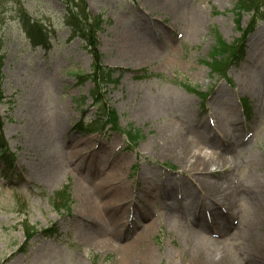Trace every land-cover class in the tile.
I'll list each match as a JSON object with an SVG mask.
<instances>
[{"label":"rangeland","instance_id":"1","mask_svg":"<svg viewBox=\"0 0 264 264\" xmlns=\"http://www.w3.org/2000/svg\"><path fill=\"white\" fill-rule=\"evenodd\" d=\"M84 1L87 12L102 19L97 33L101 66L115 69L99 95L102 108L116 115V130L102 128L104 118L91 95L96 90L85 80L93 59L81 40L69 38L60 0H0L1 138L15 156L17 174L8 183L0 173V264H124L122 251L99 248L96 242L108 238L123 245L150 224L155 228L144 241L161 255L172 254L159 256L155 264H188L208 254L247 264L244 251L252 247L264 258V208L248 190L256 178H264V22L258 20L246 38L243 59L220 78L209 68L215 34L227 43L241 38L234 7L243 0ZM22 10L50 33L47 52L30 46ZM195 10L202 12L203 24L189 36L186 16ZM252 23V15L242 14V29ZM128 36H146L150 56L127 59L121 49ZM205 124L216 132L209 143L198 136ZM171 130L184 138L185 148L199 146L227 159L226 171L210 177L235 193L229 207H222L235 226L226 236L196 233L182 213L166 220L167 186L178 190L186 205L190 192L185 186L202 176L177 161L179 149L175 156L159 154L173 148L174 143H163ZM125 134L140 138L132 145ZM159 136V143H150ZM67 186L68 211H58L55 193ZM107 199L110 204L103 206ZM97 207L103 217H97ZM120 208L125 219L118 229L114 219ZM250 226L255 241L246 232ZM32 228L34 238L25 242V231ZM50 228L60 235L39 234Z\"/></svg>","mask_w":264,"mask_h":264},{"label":"bare ground","instance_id":"2","mask_svg":"<svg viewBox=\"0 0 264 264\" xmlns=\"http://www.w3.org/2000/svg\"><path fill=\"white\" fill-rule=\"evenodd\" d=\"M161 4L164 5V3ZM186 18L188 27V31L186 33L190 36L192 33L199 31V29L201 28L203 24L202 12L200 10L192 11L186 16ZM121 51L126 55L127 59H134L131 61H142L150 56V48L146 42V36L144 38L137 37L135 39L133 38V36H128V41L125 43ZM217 131L219 130L217 129ZM212 133L216 135L214 127L212 125L210 126V124H205V126L199 129L198 136L201 140V143H209ZM161 138L162 136H159L156 141H150V143H159ZM164 138L168 141L166 142L165 140V142L163 143H174L175 145L173 144V148H168V150L166 151L163 150L161 153L158 152L161 156H175V150L179 149V154L177 153L175 156L177 161L183 164L186 168H190V173H198L202 175L200 178L194 177L193 180H191L192 185L189 183L190 186H185V190L187 192H190V194L188 195L189 202L186 205L185 203H183V196L182 199L181 196L179 197L178 190L173 189V187L170 185L167 186L164 195L170 200V203L167 207L170 214L164 215L166 220H171L170 217L175 215V213H182L183 218L190 222L193 221L196 227V229H194L196 230V233L203 235V233L209 231V234L213 232L220 236H226V232L230 228L234 229L235 226H233V223L229 221L228 214L224 215L222 213V207H229L231 201L230 199L235 197V193H233L231 190L227 192V188L217 184L216 182H212L210 180V177L211 175H216L218 173L226 171L225 169H223V167L227 165V159L214 153L206 154V152L203 151V148H200L199 146L185 148L184 138L174 135L172 130L169 133H165ZM151 145L152 144H150V146ZM184 170L185 169H182V173H185ZM52 174L53 176L58 175L59 170L54 169L52 171ZM184 175L185 174H183V176ZM101 178L102 180L108 179L107 177ZM170 181H172V179H169V182ZM177 183L178 185H181L182 181L178 180ZM248 190L249 192L254 193L253 195L259 203L258 205L263 209L264 178H256L254 180V183L251 185V187H249ZM121 192H124L123 187L121 189ZM114 196L117 197L116 194ZM85 200L87 201V198H85ZM104 202L105 203H103V206H108L110 204V199H107ZM206 206L210 208L207 216L205 213ZM192 208H194V212L191 211ZM119 210L121 211L114 219L116 222V227L118 229L123 228L122 221L123 219H125L124 208H120ZM95 213L97 217H103V214L100 213V207L96 208ZM154 228L155 225L153 224L147 225V227L144 226L133 240L123 245L112 244L108 238H106L104 241H98L96 243L97 246L102 249L111 248L112 250L117 249L122 251L124 264H155L156 258H158L159 256H165V258L169 259L171 258L172 254L168 253L165 255H161L152 247L151 244L144 241V237L149 236ZM235 229L238 230V227H236ZM246 232L253 241L256 240L257 234L254 227L250 226V228H248ZM196 233L193 236L198 240L201 238V235H198ZM111 235L112 237L118 235V230L113 232ZM193 236L191 235V239ZM221 240H223L222 237ZM217 242L221 241L219 240ZM141 246H143V250L137 251V249ZM135 251L138 253H136ZM244 253L248 256L247 264H263L264 258L262 256V252H258L257 248H249L244 251ZM188 264H232V262H230L229 258L227 257H221L216 260L208 254L203 256L197 255L196 258L190 260Z\"/></svg>","mask_w":264,"mask_h":264},{"label":"trees","instance_id":"3","mask_svg":"<svg viewBox=\"0 0 264 264\" xmlns=\"http://www.w3.org/2000/svg\"><path fill=\"white\" fill-rule=\"evenodd\" d=\"M64 7L63 19L65 25L69 28L71 37H78L86 44L89 53L92 56L93 64L91 67V73L89 78L93 81L96 92L92 94L94 101L99 103L101 98L99 97V87L100 84L111 81L113 74L112 69L101 66V54L98 51V42H97V32L100 31L102 26V19L100 16H93L87 12L86 3L84 0H60ZM252 14L253 17H262L264 18V0H243L240 1L235 6V24L237 29L242 32V36L236 42L226 43L219 35L215 36V44L211 51L212 63L209 64L211 70L215 73L224 75L226 69V62L234 63L241 59L244 50V42L246 36L251 32L252 27H249L247 30L240 29V20L242 13ZM20 22L22 29L27 36L29 42L33 47L41 46L47 48L48 46V33L40 21L33 20L22 10L20 15ZM252 26V25H250ZM2 68V57L0 56V104L3 102V91L1 88L3 75L1 73ZM103 111L105 109H102ZM106 112H108L106 110ZM112 119H114V114L111 113ZM1 119H0V156L6 153V149L1 138ZM138 139L137 136L133 140ZM6 157V156H4ZM8 159V157H6ZM11 164V162H8ZM66 189L64 192L60 193L61 200L64 201L66 198ZM59 195V194H58ZM30 238V235L29 237Z\"/></svg>","mask_w":264,"mask_h":264}]
</instances>
